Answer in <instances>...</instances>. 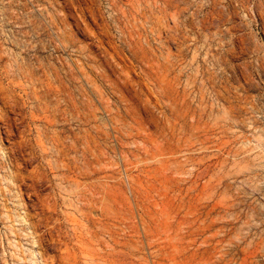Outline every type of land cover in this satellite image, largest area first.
<instances>
[{"label":"rangeland","instance_id":"1","mask_svg":"<svg viewBox=\"0 0 264 264\" xmlns=\"http://www.w3.org/2000/svg\"><path fill=\"white\" fill-rule=\"evenodd\" d=\"M0 264H264V0H0Z\"/></svg>","mask_w":264,"mask_h":264}]
</instances>
